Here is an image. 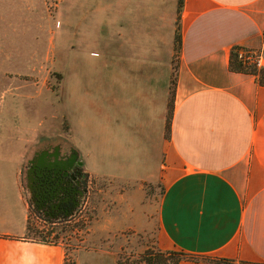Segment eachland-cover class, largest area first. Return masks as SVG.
<instances>
[{
	"label": "crops",
	"instance_id": "crops-1",
	"mask_svg": "<svg viewBox=\"0 0 264 264\" xmlns=\"http://www.w3.org/2000/svg\"><path fill=\"white\" fill-rule=\"evenodd\" d=\"M178 5L116 0V40L105 48L115 54L117 85L104 97L110 124L95 161L103 175L162 182V249L231 261L180 264H264V84L230 69L234 46L264 48V0H184L181 12ZM178 17L182 47L167 137ZM4 173L0 167V264H66L60 242L26 238L23 168ZM74 264L127 263L116 250L84 247Z\"/></svg>",
	"mask_w": 264,
	"mask_h": 264
},
{
	"label": "rangeland",
	"instance_id": "rangeland-1",
	"mask_svg": "<svg viewBox=\"0 0 264 264\" xmlns=\"http://www.w3.org/2000/svg\"><path fill=\"white\" fill-rule=\"evenodd\" d=\"M115 7L116 0H0V167L7 175L19 164L26 183V167L43 153L73 151L83 162L89 192L66 221L45 220L25 186L26 238L56 236L67 264L84 247L116 250L126 258L160 247L162 182L103 175L95 161L103 127L110 124L104 97L117 85L115 54L105 48L116 40ZM177 64L175 51L173 82Z\"/></svg>",
	"mask_w": 264,
	"mask_h": 264
},
{
	"label": "flooded vegetation",
	"instance_id": "flooded-vegetation-1",
	"mask_svg": "<svg viewBox=\"0 0 264 264\" xmlns=\"http://www.w3.org/2000/svg\"><path fill=\"white\" fill-rule=\"evenodd\" d=\"M60 152L43 153L26 167V183L38 209L54 223L75 216L89 192L83 162L73 151Z\"/></svg>",
	"mask_w": 264,
	"mask_h": 264
},
{
	"label": "trees",
	"instance_id": "trees-1",
	"mask_svg": "<svg viewBox=\"0 0 264 264\" xmlns=\"http://www.w3.org/2000/svg\"><path fill=\"white\" fill-rule=\"evenodd\" d=\"M184 0H179V9L178 11L181 12L183 7ZM175 42H176V58H179V54L182 47V35H181V27H180V17L177 20V28H176V35H175ZM249 48H245L242 46H234L230 52V69L236 72H244V73H251L259 76V82L264 84V69L258 68L257 65L253 62H250L246 59V56L243 52H248ZM178 65V64H177ZM176 65V77L174 79L173 85H175L177 79V69L178 66ZM174 90V89H173ZM175 95V93L173 92ZM174 95H173V105H174ZM173 105L170 109V112L167 116V124L166 129L168 131L167 137L170 136V128H171V120L173 115ZM45 220L53 224L54 221L51 218H47L43 216ZM29 224V220H28ZM38 241L47 242V243H59L58 238L56 236L53 237V240H50V236H44ZM118 258L120 262H125L127 264H180L183 260H192V261H204L208 263H221V262H231L228 259H219L213 258L206 255H199L193 254L190 252H186L183 250L178 249H162L158 247H149L147 248L142 254L132 255L130 258H126L124 255L118 253ZM68 261V259H67ZM66 261V264H67ZM75 263V259H72V263ZM241 264H262V263H255V262H246L242 261Z\"/></svg>",
	"mask_w": 264,
	"mask_h": 264
},
{
	"label": "built area",
	"instance_id": "built-area-1",
	"mask_svg": "<svg viewBox=\"0 0 264 264\" xmlns=\"http://www.w3.org/2000/svg\"><path fill=\"white\" fill-rule=\"evenodd\" d=\"M250 62H253L257 65L258 68L264 69V48L259 50L251 49L248 52H243ZM2 131V122L0 116V134Z\"/></svg>",
	"mask_w": 264,
	"mask_h": 264
}]
</instances>
